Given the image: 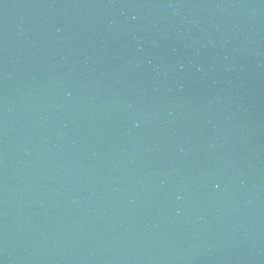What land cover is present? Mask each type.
<instances>
[{"label":"water","instance_id":"water-1","mask_svg":"<svg viewBox=\"0 0 264 264\" xmlns=\"http://www.w3.org/2000/svg\"><path fill=\"white\" fill-rule=\"evenodd\" d=\"M0 264H264V0H0Z\"/></svg>","mask_w":264,"mask_h":264}]
</instances>
